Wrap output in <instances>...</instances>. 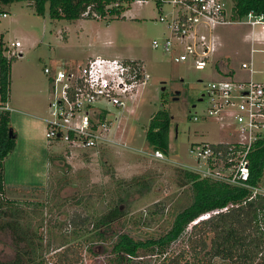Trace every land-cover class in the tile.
Wrapping results in <instances>:
<instances>
[{
    "label": "rangeland",
    "instance_id": "374dc122",
    "mask_svg": "<svg viewBox=\"0 0 264 264\" xmlns=\"http://www.w3.org/2000/svg\"><path fill=\"white\" fill-rule=\"evenodd\" d=\"M223 1L228 12L233 11L234 1ZM112 7L121 8L120 13H112ZM0 9V38L11 59L5 104L10 112L9 126L16 134V146L4 162L0 198L5 207L20 210L21 221L30 224L36 243L42 241L39 252L44 264H114L112 249L121 235L138 242L159 238L193 201L190 184L182 186V169L206 176L199 170L205 168L191 152L192 146L236 139L228 126L230 118L207 116V85L227 75L235 80L252 76L264 83V52L251 50L263 45L255 41L252 46L247 37L251 26L245 23L220 24L212 30L199 25L200 33L214 41L216 50L207 67L197 69L192 57L180 62L174 59L184 46L169 26L175 17L169 2L115 0L104 14L90 9V18L73 20L53 18L48 4L45 14L37 13L33 2L27 1L2 4ZM171 37L177 42L173 53L162 46ZM154 40L162 45L155 48ZM16 42L20 46L13 45ZM97 56L140 60L149 79L125 108L102 103L114 122L110 137L125 147L100 146L68 158L66 145L46 137L52 84L45 68L84 65ZM244 61H252V74L241 68ZM1 107L0 102V115ZM161 109L173 117L169 154L164 158L156 157L146 140L151 118ZM195 116L199 118L195 120ZM139 180L150 188L127 187V182ZM259 187L264 189V174ZM112 207H119L123 215L103 228L102 236L96 235L94 219ZM87 216L85 225L75 224ZM4 219L0 218V258L7 261L15 258L16 248ZM191 231L189 226L164 253L121 254V264L166 263L184 248L188 250L184 264H234L221 256L210 258L212 234L207 238L208 249L195 255L188 246Z\"/></svg>",
    "mask_w": 264,
    "mask_h": 264
},
{
    "label": "built area",
    "instance_id": "2783aa9c",
    "mask_svg": "<svg viewBox=\"0 0 264 264\" xmlns=\"http://www.w3.org/2000/svg\"><path fill=\"white\" fill-rule=\"evenodd\" d=\"M153 1L160 5L169 2L175 8V17L169 26L173 30V37L184 46V51L175 55L176 62L192 57L197 69L207 67L209 56L216 47L207 34L200 33L199 25L212 30L220 24L245 23L251 26L247 37L252 46L255 41L263 45L251 50L264 52V14L251 11L244 18H237L233 11L228 12L223 0ZM3 15L7 16V13ZM176 43L171 37L163 45L154 40L153 46L158 48L162 45L166 52L173 53ZM13 45L20 46V42ZM252 65V61H244L241 68L248 69L252 74ZM45 73L52 84L49 118L45 120L46 137L52 142L66 145V157L74 158L78 151L86 152L100 146H126L110 137L114 122L108 117L110 111L102 103L125 108L129 101L136 99L149 79L144 62L97 56L84 65L58 69L46 67ZM205 95L209 99L207 116L230 118L232 124L228 126L236 139L192 146L191 152L205 168L199 170L206 177L248 187L252 190V196L264 194L263 188L249 183L250 152L264 134V83L255 81L252 76L247 80H235L227 75L207 85ZM1 108L8 109L7 106ZM198 118L194 117L195 120ZM115 120L118 122V118ZM218 144L227 146L218 147ZM154 155L164 158V153L159 150L154 151ZM217 212L206 213L200 219L209 218Z\"/></svg>",
    "mask_w": 264,
    "mask_h": 264
},
{
    "label": "trees",
    "instance_id": "16d2710c",
    "mask_svg": "<svg viewBox=\"0 0 264 264\" xmlns=\"http://www.w3.org/2000/svg\"><path fill=\"white\" fill-rule=\"evenodd\" d=\"M19 1L33 2L37 13L45 14L49 5L50 15L53 18H67L70 20L91 17L90 9L104 14L107 5L115 0H0L2 4H11ZM233 13L237 18H244L249 12L264 14V0H233ZM1 11V9H0ZM121 8L112 7V13H120ZM90 16V17H89ZM3 37L0 38V102L5 107L9 100V86L11 74V59L5 54ZM9 110L2 108L0 115V195L4 193L5 159L16 146V134L10 136ZM172 115L169 111L161 109L151 118L147 129L146 140L148 145L156 150L169 154L170 129ZM218 147H226L218 144ZM184 181L182 186L190 184L193 201L183 211L178 213L172 227L159 238H150L138 242L129 235H121L114 242L113 251L116 253L114 264H121L124 256H134L140 251L163 252L172 242L178 241L192 227L188 240L190 251L198 255L208 249V236L212 234L208 254L210 258L221 256L232 260L234 264H264V194L252 196L248 187L236 186L210 177L202 178L200 173L182 169ZM249 183L259 187L264 174V134L254 144L250 152ZM142 181L127 182L128 188L142 186L149 189V184ZM139 191H142L140 189ZM219 211L209 218L200 219L206 213ZM123 215L119 207L109 208L108 211L97 215L94 219L96 235L102 236V230L112 225ZM0 218L11 230L16 248L15 258L3 261L0 264H44V257L39 252L42 241L36 243L35 233H31L30 224H23L20 210L5 207V202L0 198ZM89 222V217L81 218L75 222L78 226ZM195 223V224H193ZM188 250H180L162 264H184L183 260ZM164 253V252H163ZM122 254V256H121ZM118 262V263H117Z\"/></svg>",
    "mask_w": 264,
    "mask_h": 264
},
{
    "label": "water",
    "instance_id": "95a60500",
    "mask_svg": "<svg viewBox=\"0 0 264 264\" xmlns=\"http://www.w3.org/2000/svg\"><path fill=\"white\" fill-rule=\"evenodd\" d=\"M21 55H22V53H21ZM225 71H226V70H225ZM225 71H224V72H225ZM225 73H227V72H225ZM177 98H179V97H177ZM177 98H176V99H177ZM201 100H202V99H201ZM9 133H10V136H11V135L13 134V130L10 129V132H9Z\"/></svg>",
    "mask_w": 264,
    "mask_h": 264
},
{
    "label": "flooded vegetation",
    "instance_id": "af4514ba",
    "mask_svg": "<svg viewBox=\"0 0 264 264\" xmlns=\"http://www.w3.org/2000/svg\"><path fill=\"white\" fill-rule=\"evenodd\" d=\"M176 93H179V91L178 92H176ZM177 97H175V99H176Z\"/></svg>",
    "mask_w": 264,
    "mask_h": 264
}]
</instances>
